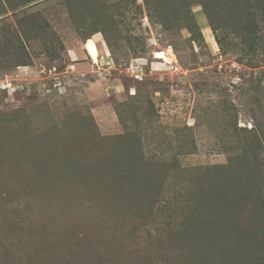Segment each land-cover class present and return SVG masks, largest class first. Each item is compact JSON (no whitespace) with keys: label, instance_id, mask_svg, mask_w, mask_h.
I'll return each instance as SVG.
<instances>
[{"label":"rangeland","instance_id":"rangeland-1","mask_svg":"<svg viewBox=\"0 0 264 264\" xmlns=\"http://www.w3.org/2000/svg\"><path fill=\"white\" fill-rule=\"evenodd\" d=\"M202 2L0 0V197L27 186L7 214L29 204L37 235L46 214L57 251L23 243L18 256L174 264L197 251L255 264L264 0L254 15L242 0ZM101 241L116 250L85 255Z\"/></svg>","mask_w":264,"mask_h":264},{"label":"trees","instance_id":"trees-1","mask_svg":"<svg viewBox=\"0 0 264 264\" xmlns=\"http://www.w3.org/2000/svg\"><path fill=\"white\" fill-rule=\"evenodd\" d=\"M210 0H204L203 5L205 6L206 3H208ZM212 1H216V0H211ZM244 3L246 1L247 5V9L249 10V14L250 15H254L255 14V10H256V3L258 2V0H242ZM262 9V7H261ZM205 10H207V8L205 7ZM264 10V7L263 9ZM26 20V19H25ZM30 20V19H29ZM29 20H26V22H28ZM249 23L253 24L254 23V16L253 17H249ZM36 25V24H35ZM257 147H262V142L261 140L257 142ZM256 157V156H255ZM257 158V157H256ZM254 158V159H256ZM3 190V196L0 197L1 199V205H2V221L5 227V233L6 235H10V244H0V264H34L35 263V257H30L29 255L27 257H20L16 254L17 251H19V249L23 246V243L29 245V243L33 242L35 243L36 246H41L43 248L46 247V249H50L47 254H55L57 251L54 248V246L56 245V241L52 239L51 235L48 232H51L48 230V223H43L40 224L42 222L46 221V218H48V216L46 214L43 215V217L40 219L34 217L35 221L38 225H41V229H40V233L37 235L34 232V223L31 221V223H25V215L27 213H29L31 211V209H29V204L24 205L23 209L19 211L18 209H14L17 212V216L15 218H9V215L7 214V206L12 207L13 204H16L19 201V194L22 191L27 190V186H19L18 188H14L12 187L11 189L8 188L7 186H3L2 188ZM13 210V211H14ZM12 211V214H13ZM235 221H239V219H236ZM243 225V224H242ZM28 228V229H27ZM28 230L27 233H22L21 235V231L23 230ZM37 233H38V229ZM4 241V240H2ZM1 243V242H0ZM257 247H258V252L255 253L253 256H251L250 258L252 259V262H254L255 264H264V241L262 239H258L257 240ZM113 243H106L104 241H101L99 243V245H97L98 247L96 249L88 247L86 254L89 253H98L101 254V252L103 251V249L105 247H109V249H112L113 251L116 250L112 247ZM18 250H16V249ZM252 248V247H251ZM250 248V249H251ZM108 249V250H109ZM251 252V250H249ZM248 252V251H247ZM73 253V252H72ZM223 253V252H220ZM205 255H207L208 258L215 259L218 256L217 252L214 251V253H210L209 256L208 254L205 253ZM250 255V254H249ZM248 253H247V259L249 257ZM63 256V255H62ZM78 256H82L80 253L78 254ZM191 256H193L192 258H190ZM199 257V255H197V251H190V252H184L182 255L178 256L176 262L174 264H200L201 262H204L205 264H210L211 262L206 259V260H201L196 258ZM25 261H23L24 259ZM197 259V261L195 260ZM251 259H249L248 261H250ZM194 260V261H193ZM145 264H149L148 262H146Z\"/></svg>","mask_w":264,"mask_h":264},{"label":"bare ground","instance_id":"bare-ground-1","mask_svg":"<svg viewBox=\"0 0 264 264\" xmlns=\"http://www.w3.org/2000/svg\"><path fill=\"white\" fill-rule=\"evenodd\" d=\"M91 57L93 58V60H94L95 62L98 61V53H97L96 51H92V50H91Z\"/></svg>","mask_w":264,"mask_h":264},{"label":"crops","instance_id":"crops-1","mask_svg":"<svg viewBox=\"0 0 264 264\" xmlns=\"http://www.w3.org/2000/svg\"><path fill=\"white\" fill-rule=\"evenodd\" d=\"M92 46H94V45H92ZM89 48H90V47H88V49H89ZM94 48H95V47H94ZM88 49H87V51H88V53H90V50H88ZM97 50H98V49H97Z\"/></svg>","mask_w":264,"mask_h":264}]
</instances>
